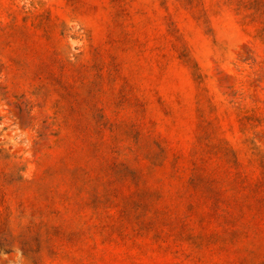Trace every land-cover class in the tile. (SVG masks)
I'll use <instances>...</instances> for the list:
<instances>
[{
	"label": "rangeland",
	"instance_id": "obj_1",
	"mask_svg": "<svg viewBox=\"0 0 264 264\" xmlns=\"http://www.w3.org/2000/svg\"><path fill=\"white\" fill-rule=\"evenodd\" d=\"M0 264H264V0H0Z\"/></svg>",
	"mask_w": 264,
	"mask_h": 264
}]
</instances>
